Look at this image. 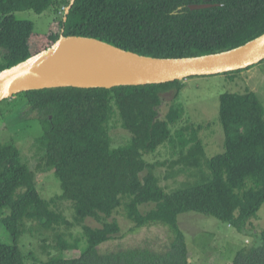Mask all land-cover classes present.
I'll return each instance as SVG.
<instances>
[{"label":"trees","instance_id":"obj_1","mask_svg":"<svg viewBox=\"0 0 264 264\" xmlns=\"http://www.w3.org/2000/svg\"><path fill=\"white\" fill-rule=\"evenodd\" d=\"M71 2L0 0V72L52 47L62 35L60 29L65 36L94 38L154 58L222 53L264 35V0H76L65 21ZM192 5L211 7L192 10ZM53 9L59 15L56 26L42 38H36L32 21L17 17L19 12L43 15ZM185 85L175 81L113 89H45L2 101L0 110L9 102L3 119L36 118L42 133L33 144L39 171L15 141L0 142V216L13 239V244L0 241V264H26L28 259L33 264H190L179 224L188 213L245 232L264 206V105L255 92L223 94L225 151L209 160L198 136L203 127L194 128L191 138L185 136L192 131L188 126L180 130L176 146L171 125L184 119V113L174 103L164 118L160 114L163 94L174 92L175 102ZM117 119L132 135L120 148H114L110 129ZM166 144L184 156L182 162L193 176L198 177L204 165L206 175L167 194L158 177L148 173L146 160ZM40 171L56 176L62 195L43 197ZM65 201L75 210L73 220L61 206ZM121 209L136 229L164 226L168 240L161 248L147 242L101 250L124 237L116 218ZM92 221L100 226L87 224ZM76 228L82 229L79 237L72 233ZM28 233L43 237L47 261L22 252L19 242ZM259 238V245L240 250L232 264H264V231ZM49 249L83 253L65 259L52 256Z\"/></svg>","mask_w":264,"mask_h":264},{"label":"rangeland","instance_id":"obj_2","mask_svg":"<svg viewBox=\"0 0 264 264\" xmlns=\"http://www.w3.org/2000/svg\"><path fill=\"white\" fill-rule=\"evenodd\" d=\"M54 10H50L43 15H38L33 11L19 12L17 17L21 20L32 21L35 24V33L38 34L36 38H42L51 33L52 28L56 26L54 24L57 22L59 15ZM62 31L60 29L59 33L62 34ZM185 83V88L175 102L174 92L163 94L160 114L164 118L174 103L182 109L184 119L176 125H171L176 146H180L178 141L180 130L188 126L187 128L192 131L187 132L185 136L191 138L194 128L203 127L198 136L209 160L225 151V130L220 116L221 96L225 93L245 94L255 92L264 105V62L238 73L193 77L185 80ZM8 104L9 102L1 104L0 142L15 141L30 164L39 171L38 166H36V152L33 144L36 137L42 133V127L36 118L28 120L22 117L17 121L16 117L7 116L6 119H3L2 112L5 114ZM110 129L114 148L127 145L132 140L131 133L121 126L118 119L111 122ZM169 144L162 146L156 154L146 156V160L150 164L147 170L148 173L151 172L158 177L161 187L167 194L187 187V183L200 180L208 171L204 165L201 167L204 170H201L200 175L198 177L193 176L186 163L182 162L184 156L178 149L173 151V145ZM187 151L188 149L186 153ZM38 175L43 186L38 182V188L44 198L50 199L58 194L62 195L61 183L53 173H42L40 171ZM61 206L67 217L73 220L75 210L72 208L71 203L65 201L61 203ZM147 208V205H145L142 210L145 211ZM116 218L122 224L124 237L104 244L101 247L103 251L126 246L144 245L147 242L149 244L151 242V246L161 248L169 238V232L161 225L136 229L135 225L125 217L123 209L116 215ZM36 224L31 223L30 227ZM87 224L94 227L100 226L95 221ZM179 224L186 235L190 264H232L240 250L260 244L259 235L264 231V206L257 217L251 220L245 232H240L227 223L198 213L183 214L180 217ZM81 230L76 228L72 233L78 236ZM47 237H50L49 243L53 246L55 244L53 234L50 233ZM0 241L4 244H13V239L2 223L1 216ZM42 241V236H33L28 233L20 239L19 245L25 255L33 253L40 261L44 262L49 259V256L42 249ZM49 251H51L52 256L58 254L65 259L79 258L83 253L77 251L58 253L54 249H49ZM26 264H33V260H26Z\"/></svg>","mask_w":264,"mask_h":264},{"label":"water","instance_id":"obj_3","mask_svg":"<svg viewBox=\"0 0 264 264\" xmlns=\"http://www.w3.org/2000/svg\"><path fill=\"white\" fill-rule=\"evenodd\" d=\"M72 0L65 21L75 5ZM211 5H192L200 10ZM49 49L0 72V103L17 94L45 89H113L160 85L193 77L223 75L264 62V35L222 53L154 58L126 51L104 41L65 36Z\"/></svg>","mask_w":264,"mask_h":264}]
</instances>
